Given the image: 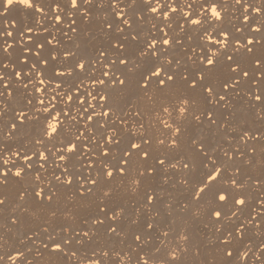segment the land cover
Wrapping results in <instances>:
<instances>
[{"label":"snow or ice","instance_id":"obj_1","mask_svg":"<svg viewBox=\"0 0 264 264\" xmlns=\"http://www.w3.org/2000/svg\"><path fill=\"white\" fill-rule=\"evenodd\" d=\"M95 2L0 0V18L11 10L20 13L19 25L15 20L0 24V41L18 32L15 43H0V57L17 50L14 67L0 64V97H13L10 86L19 93L15 122L7 132L0 127V141H12L18 125L17 139L24 140L10 150L0 142V189L10 183L9 176L33 189L19 194L12 211L34 197L48 207H24L22 214L36 221L46 212L45 223L51 224L58 215L51 206L63 204L64 234L87 227L75 232L83 237L76 245L96 246L91 256L69 255L64 246L70 240L59 241L57 232L48 236L49 251L80 264H179L192 234L201 230L216 249L214 264H243L251 251L249 234L264 236L254 223L264 217V160L253 166L245 157V151L264 153V145L256 143L264 141V133L250 134L227 116L221 120L217 110H232L230 100L241 94L264 102L260 90L245 91L249 80L252 89L264 81V37L254 40L249 34L261 32L260 26L249 27V10L260 17L264 0H142L146 15L155 17L147 21L148 31L141 15L130 22L120 6L124 0H111V18L93 17L88 9ZM107 3L99 0L96 6ZM228 4L232 16L226 15ZM237 7L239 26L232 19ZM225 23L232 27L225 29ZM93 36L99 43L89 49L84 38ZM3 69L13 77L6 78ZM4 111L0 104V117ZM256 115L264 119L260 110ZM193 127L209 135L189 136ZM221 132L228 134L223 136L228 148L213 143ZM231 134L238 135L235 142ZM217 152L220 158L214 159ZM33 168L39 171L32 174ZM49 169L59 174L45 175ZM244 169L257 177L251 184ZM170 172L179 174L171 184ZM253 192L258 199L249 212ZM129 195L132 199H125ZM6 199L0 192V208ZM78 212L84 213L82 225ZM109 237L126 248L117 249ZM3 243L0 237V251ZM146 245L151 247L144 251ZM259 251L264 252V243ZM5 255L0 264H18L25 257L19 250ZM254 259L261 261L260 255Z\"/></svg>","mask_w":264,"mask_h":264},{"label":"bare ground","instance_id":"obj_2","mask_svg":"<svg viewBox=\"0 0 264 264\" xmlns=\"http://www.w3.org/2000/svg\"><path fill=\"white\" fill-rule=\"evenodd\" d=\"M21 2H23V0H21ZM253 2H254V0H249V3H253ZM97 3H99V0H96V2L93 4V6L88 9V11L90 12V14L93 17H96V16H100V17L108 16L110 18L114 17V12H113V10L111 8V0H108V3L103 8L97 7L96 6ZM120 6L125 8L126 12L131 17V21L130 22L134 23L136 15H141L142 18L145 21V25H144V30L145 31H148V29H149L147 21L149 19H152L153 21H155V17H149L148 15H146L147 6L143 5L142 0H136L135 4H132V0H124V3H122ZM224 6L228 8V12H227L226 15L227 16H232L233 5L232 4H228V5H224ZM241 10L242 9L239 8V7L235 8V16L232 17V19L235 21V24L237 26H239V24H240V19H241L240 13H241ZM249 16H250L249 27H251V26H260L261 27V32L260 33H255V34L249 33V34L252 36V38L254 40L255 39H260L261 37H264V12L261 13L260 17H256V16H253L251 14V9H250L249 10ZM19 18H20V13L15 11V10H11V12L9 14H7L4 18H0V24H2L4 22V20H7L9 22L15 20L17 22V24L19 25V23H20ZM45 26H48V25H45ZM93 26L95 27V25H93ZM224 27H225V29H230L232 26L227 24V23H225ZM8 30H12V29L9 28ZM0 31H3V29L0 28ZM246 32H247V29H246ZM17 35H18V32L14 31V37L13 38H9V37L5 36L4 40L0 41V43H4V42L15 43V37ZM47 38H51V37L49 36ZM58 39L60 40V43H61L62 46L65 45V41H64L62 36L58 37ZM74 40H75L76 43H80V38H74ZM97 43H99V40L97 38H95L94 36L91 37V38H84V46L88 47L89 49L94 47ZM262 44H264V41H262ZM69 46H72V45H69ZM9 51H10V53H12V55L0 57V64L9 63L10 65H12L14 67L16 65L15 53H16L17 50L14 47L13 49H10ZM61 70H63V69H61ZM2 71H3V74L5 75L6 78H11L14 75L13 72L10 71L9 69H3ZM250 82H251V80H249L248 84ZM257 84L261 85V89H262L261 91L264 92V81H258ZM247 89L248 88H246V90ZM9 90L13 91V97L11 99H8L6 95L4 97H0V104H3L4 107L6 108V111H4L3 116L0 117V127H2L4 129V132L8 131V126H9L10 122L11 123L15 122V120H14L15 110H19V101H18L19 93H18L17 90L12 89L11 86H10ZM255 90L250 87L249 88V95H251L253 93V91L255 92ZM263 92H261L262 96H264ZM230 102L234 105L232 110L218 109L219 112H221L223 115H229V114L232 115L234 112H239V111L241 112V111L244 110L245 111L244 114H246V112L248 114L247 120L249 121V123L253 122L255 124V128H256L255 129V134L264 133V130H263V132H261L262 127L264 125V120L256 119L257 118V115H256L257 110H260L262 113L264 112V102H262L260 104H257L254 100H249L243 94H241L239 97H237L236 100H234V101L230 100ZM191 130L194 131L196 134L197 133L198 134L199 133H201V134L202 133L203 134L204 133H208L205 129L195 128V127H193V129H191ZM191 130H189V131H191ZM194 132L192 134H195ZM38 133H39V129H37L36 132H33L31 134L32 135H38ZM255 134H253V135H255ZM0 135H2V134H0ZM11 135L13 136V140L12 141H7V142L0 141L2 143L6 144V150H10L12 147L17 146L18 144L22 145L24 143L23 139H17V137L19 136V125H18V131L14 132V133H11ZM230 137L233 139L234 142H235V140L238 139V135H236V134H231ZM256 143H257L258 146L259 145H264L263 141H258ZM182 154H184V153L178 154V158L182 157L181 156ZM245 157H246V154H245ZM213 158L214 159H219L220 158L219 157V152H217V155L214 156ZM258 160H260V159H258ZM184 162H186V161H184ZM18 163L19 162H17V164ZM51 163H52V161L50 159L49 160V164H51ZM9 167H12V165H9ZM45 167L47 168V165ZM36 171H39V169L33 168V173L32 174H34ZM53 174H59V171L57 170L55 173H53L52 170L49 169L48 171L45 172V175H53ZM178 175L179 174L176 173V172H170L169 173V176L174 177V181H175V178H178ZM255 177H256V175H255ZM8 179H9L10 183L8 185H6L3 189H0V192H2L3 196H5L7 198L5 205L2 208H0V234H2L4 237H6V236L8 237L9 236L8 235L9 234L8 233V229H5V228H8V227L9 228H13L16 225V224L14 225L13 223L11 224V222L13 220L10 221V217H12L13 215H16L17 210L20 208V207L17 208L15 212H13L11 210L14 207H16L17 204H20V202L18 200L19 194L21 192H24L25 190L27 192H32L33 191V189L31 187H27V189H26L24 184L13 180V178L10 177V176H9ZM52 183H54V181ZM74 187H78V186L74 185ZM130 197H131L130 195L127 196V199H129ZM257 199H258L257 195L255 194V192H253L251 197H250V207L248 209L249 212H251V207H255L256 206L255 201ZM29 203H31V206L35 207V208H37V207L39 208V207H44L45 206V205L37 204L35 202V200H34V197L30 198V199L26 198L25 202L23 204H21L20 206L28 205ZM17 215H19V214H17ZM18 218H20V217L18 216ZM17 220H19V219H17ZM254 223H259L260 224L259 231L264 232V217H258L257 220ZM81 225H82V223H81ZM77 229H79V231H87L88 230L87 227H83V226H81V227H79ZM92 230L96 231L95 228H93ZM75 232L76 231L71 232L67 236L65 234H63V232L62 233L58 232L59 233V236H58V240L59 241H63V239H66V238L70 239V245L64 246V252L68 253L69 255L72 253L71 252L72 250L77 252L78 255L82 254L80 252L81 247L75 245L74 241L77 240V239L83 240V237L76 236ZM56 233H54V235H56ZM21 234H23V233H21ZM199 234H200V236L203 235L204 234L203 230H201L199 232ZM29 236H31L32 239L27 240L25 244L18 243L15 246H13L14 248L11 247L12 249L10 250L11 251L9 253L10 255L15 254L17 250L22 251V252L25 253L24 260L19 261L18 264H25V262L27 260H31L32 264H34V263L35 264H46V263H48L50 261H52L53 264H57V263H59V264H61V263L62 264H80L79 260L74 261V262L73 261H69L68 256L64 255L63 253L51 254L50 251H49V249L51 248V244H48L49 233L40 232V233H36V234H33V235H29ZM26 237H28V235L25 236L24 239H26ZM112 238H114V237H109V239H112ZM12 239L14 240L15 236L12 237ZM201 239H202V237H200V240H198L200 242L197 244L200 250H202L203 252L210 251L209 252L210 254H211V251L212 252L214 251V253L216 252L215 247L207 245V243L203 239L202 240ZM248 242H249V244L251 246V251L249 252V256L245 259L243 264H261V262L264 261V252H260L259 251V246H260L261 243H264V236H256L253 233H250L249 234V238H248ZM44 244H48V248H45V247L41 246V245H44ZM150 246L151 245H146L145 248H144V251H147ZM174 246H175V243H174ZM29 249H30V251H29ZM239 249L244 250L242 247L239 248ZM91 251H92V249H91ZM91 251H90V253L84 254V255L91 256ZM237 252H238V250H235L234 253H233V259L234 260H235V257L237 258V256H236ZM79 253H81V254H79ZM4 254H5V250L3 249V251H0V255H4ZM9 254H7V255H9ZM121 254H123V252H121ZM182 255H183V253H182ZM256 255H260L261 261H256L254 259ZM188 258H189V256H188ZM117 262H116V264H118ZM198 264H201V263L199 262ZM204 264H207V263H204Z\"/></svg>","mask_w":264,"mask_h":264},{"label":"rangeland","instance_id":"obj_3","mask_svg":"<svg viewBox=\"0 0 264 264\" xmlns=\"http://www.w3.org/2000/svg\"><path fill=\"white\" fill-rule=\"evenodd\" d=\"M250 84H251V82L249 83V87H247L248 89L246 90L245 89V91H247L248 93H249V88H250ZM260 87H259V89H254L255 91H257V90H262L261 89V85H259ZM254 92V91H253ZM261 92H263V91H261ZM264 93V92H263ZM257 110V109H256ZM218 112H219V110H217ZM243 112V113H242ZM221 115H220V118H221V120H223V118L225 117V116H227V117H229V119H231V121H233L234 123H240L241 125H243V127H244V129H246V130H248L249 132H250V134H255V124L252 122V123H249V121L247 120V116H248V114H247V112H246V114H244L245 113V111L243 110V111H239V112H234L232 115H223L221 112H219ZM262 113V112H261ZM261 116H264V112L261 114ZM256 119H259V120H264V119H260V118H256ZM245 120V121H244ZM189 130H191V129H189ZM188 130V134H189V136H195V135H204V136H207V135H209V133H195L194 131H189ZM263 130H264V125H263V127H262V130H261V132H263ZM195 133V134H192V133ZM224 134L225 135H228L227 133H225V132H221L220 133V136H219V138H217V139H214L213 140V143L214 144H216V145H218L220 148H228L229 147V145L227 144V142L223 139V136H224ZM255 135H257V134H255ZM231 138V137H230ZM232 139V138H231ZM264 142V141H263ZM249 146H251V145H249ZM247 151H245V154H246V158H248L249 160H251L252 161V164H253V166H255V164H256V161L258 160V159H260V160H264V153H261V152H259V151H257V153L255 154V155H251L252 157H249V155H248V153H246ZM184 154H182L181 156L182 157H179V159H183L184 161H186L185 163H188V161L185 159V156H183ZM260 157V158H259ZM244 172L248 175V177H249V183L251 184V181L252 180H254V178L256 179V177H255V174H253L249 169H244ZM170 177V184H171V182H175L178 178H175V181H174V177H172V176H169ZM165 188H168V189H170V185H168V186H165ZM161 195H163V193H161ZM125 199H127V197H125ZM132 198L130 197L129 199H127V200H131ZM30 204V205H29ZM28 205H22V206H20V208L17 210V213H16V215H13L12 217H10V221H12V220H15L16 221V225L13 227V228H5V229H8V237L6 236V237H4L2 234H0V237H2V239H3V241H5L6 243H3L2 244V248L5 250V254H6V256H5V259L7 258V256H10V250L12 249V248H14L13 246H15L16 244H18V243H20V241L22 240V239H24V237L25 236H29V235H33V234H36V233H40V232H42L41 231V229L43 228V227H48L49 228V235H54V233H56L57 231L58 232H63V228L64 227H67L68 225H67V222H65V221H63L62 220V214H63V212L65 211V209L63 208V205L62 204H60V205H53V206H51L52 207V210H55V211H57V213H58V215H57V218L55 219V220H53L52 222H51V224H48V223H45V221H47L48 220V216H47V213L45 212V213H42L41 215H40V217H39V219L38 220H36V221H32L27 215H25V214H22V212H21V209L22 208H24V207H29L30 208V210H32V211H35L36 209H38V207L37 208H35V207H32L31 206V203H29ZM44 207H48V206H44ZM129 212L130 213H134V211H135V207H134V204H130L129 205ZM40 208V207H39ZM11 209V208H10ZM12 210V209H11ZM10 211V210H9ZM17 214H19V215H17ZM21 214V215H20ZM76 215H77V217H78V220H77V222H78V224H81L82 223V219H81V217L84 215V213L83 212H78V213H76ZM18 216L20 217V218H18ZM17 219H19V220H17ZM23 219V220H22ZM21 220V221H20ZM25 221V222H24ZM25 224H24V223ZM21 225H20V224ZM11 224H12V222H11ZM33 226V227H32ZM79 228V227H78ZM38 229V230H37ZM55 230V231H54ZM74 231H79V229H75V230H71L70 229V231H69V233H71V232H74ZM21 233H23V234H21ZM63 234H64V232H63ZM13 235V236H12ZM69 235V234H68ZM15 236V241L12 239V237H14ZM17 236V237H16ZM200 237H202V239L204 240V241H206V237H205V234H203V235H201L200 236V234L199 233H196V232H194L193 234H192V239H191V241H190V243L189 244H187V245H185V247L186 248H188V251L186 252V253H183V255H182V257H181V262H179V264H198L199 262L201 263V264H204V263H207V264H214V262H215V260H216V256H215V253H214V251L212 252L211 251V254L209 253L210 251H206V252H203L202 250H200L199 249V247H198V243L200 242V241H198V240H200ZM6 238V239H5ZM66 239H68V240H70L69 238H66ZM109 239V238H108ZM201 239V240H202ZM13 240V241H12ZM64 240V239H63ZM109 240H111L112 242H113V245L117 248V249H119L120 247H125L126 248V245H123L122 244V242H120L119 240H118V238H116V237H114V238H112V239H109ZM249 243V242H248ZM74 244L76 245V240L74 241ZM87 244V245H86ZM96 245H94V244H90L88 241H85L84 242V245L81 247V250H80V252L82 253V254H88V253H90V251H91V249H92V247H95ZM173 246H174V241H173ZM12 247V248H11ZM151 247V246H150ZM149 247V248H150ZM240 251H243L242 249H238V252H237V258H238V256H239V252ZM71 252H73V250L71 251ZM196 252V253H195ZM81 253H79V254H81ZM214 253V254H213ZM7 254H9V255H7ZM81 254V255H82ZM188 256H189V258H188ZM236 257H235V259H237ZM198 260V261H197ZM205 260V261H204ZM197 263H196V262ZM202 261V262H201ZM192 262V263H191ZM118 263V262H117ZM35 264V263H34ZM46 264H53V262L52 261H50V262H48V263H46ZM57 264H59V263H57ZM62 264V263H61Z\"/></svg>","mask_w":264,"mask_h":264},{"label":"built area","instance_id":"obj_4","mask_svg":"<svg viewBox=\"0 0 264 264\" xmlns=\"http://www.w3.org/2000/svg\"><path fill=\"white\" fill-rule=\"evenodd\" d=\"M249 155V154H248ZM249 157H252L251 155H249Z\"/></svg>","mask_w":264,"mask_h":264},{"label":"clouds","instance_id":"obj_5","mask_svg":"<svg viewBox=\"0 0 264 264\" xmlns=\"http://www.w3.org/2000/svg\"><path fill=\"white\" fill-rule=\"evenodd\" d=\"M9 2H11V0H9Z\"/></svg>","mask_w":264,"mask_h":264}]
</instances>
